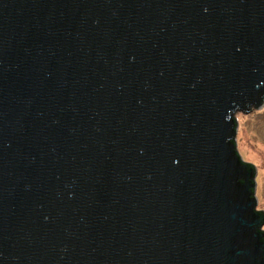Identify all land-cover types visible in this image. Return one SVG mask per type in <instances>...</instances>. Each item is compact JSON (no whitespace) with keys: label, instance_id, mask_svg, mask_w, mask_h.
Returning <instances> with one entry per match:
<instances>
[{"label":"water","instance_id":"water-1","mask_svg":"<svg viewBox=\"0 0 264 264\" xmlns=\"http://www.w3.org/2000/svg\"><path fill=\"white\" fill-rule=\"evenodd\" d=\"M263 101L264 0H0V264H264Z\"/></svg>","mask_w":264,"mask_h":264},{"label":"rangeland","instance_id":"rangeland-1","mask_svg":"<svg viewBox=\"0 0 264 264\" xmlns=\"http://www.w3.org/2000/svg\"><path fill=\"white\" fill-rule=\"evenodd\" d=\"M237 121L236 149L243 160L255 165L256 209L264 210V101L260 107L233 113ZM264 229V223L261 226Z\"/></svg>","mask_w":264,"mask_h":264}]
</instances>
